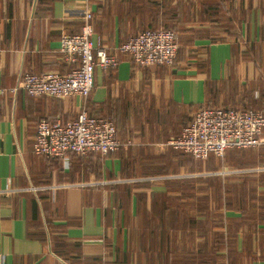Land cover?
Instances as JSON below:
<instances>
[{
	"label": "crops",
	"instance_id": "crops-1",
	"mask_svg": "<svg viewBox=\"0 0 264 264\" xmlns=\"http://www.w3.org/2000/svg\"><path fill=\"white\" fill-rule=\"evenodd\" d=\"M86 9L93 47L117 61L94 69L89 97L13 91L24 74L73 68L60 40ZM163 27L177 33L172 66L120 51ZM0 87V264H156L160 233L210 264H264V144L202 161L167 144L201 107L264 110V0H0ZM81 109L114 122L115 151L34 152L40 119Z\"/></svg>",
	"mask_w": 264,
	"mask_h": 264
},
{
	"label": "built area",
	"instance_id": "built-area-1",
	"mask_svg": "<svg viewBox=\"0 0 264 264\" xmlns=\"http://www.w3.org/2000/svg\"><path fill=\"white\" fill-rule=\"evenodd\" d=\"M92 13L84 10L79 33L64 34L59 51L73 68L65 75L58 73H27L13 89L21 88L30 96L65 98L78 95L84 101L94 85V69L106 71L115 67L116 59L104 47L94 48L91 41ZM139 67L171 66L178 49L177 33L164 28H145L119 47ZM6 89L0 87V95ZM264 115L256 110L204 108L197 111L179 135L167 144L202 161L209 155L222 158L228 149L251 148L263 145ZM117 130L110 119L88 115L81 109L74 120L42 118L36 126L32 143L34 152L48 158H62L68 153L86 155L115 151L119 146Z\"/></svg>",
	"mask_w": 264,
	"mask_h": 264
},
{
	"label": "trees",
	"instance_id": "trees-1",
	"mask_svg": "<svg viewBox=\"0 0 264 264\" xmlns=\"http://www.w3.org/2000/svg\"><path fill=\"white\" fill-rule=\"evenodd\" d=\"M163 28L175 31V29L173 27H163ZM175 60H176V57H175L172 65L175 63ZM151 66H153V65H151ZM160 66H165V65H160ZM147 67H149V66H147ZM168 67H170V66H168ZM204 108H217V107H215V106H204V107H201L200 109H198L197 111H199L201 109H204ZM223 108H228V107H223ZM237 109L238 110L239 109L257 110V109L250 108V107L237 108ZM257 111L261 112L264 115V110H257ZM193 115L190 116L185 123H183L182 128L191 121ZM182 128H181V130H182ZM233 151L236 152V153L239 152V154H240V151H242V152L243 151H250L251 153H253V152L256 151V149L242 148V149H234ZM184 155H188V156L192 157L189 154H184ZM251 156H252V154H251ZM188 186H190V181H185L182 184V188L186 190V193L188 191L187 190ZM256 193L257 192H255V194ZM165 208L163 209L164 211H165ZM174 210H178V209H176V208L170 209L169 210V215L174 216V213H173ZM184 221H188L187 216H185ZM158 236H159V247L160 248L157 249V251L155 253H150L149 254V257H150L151 261H152V259H154V261L156 259V262H157L156 264H189V263H193V264H210L207 261V259L209 258L210 255L206 254L205 252L198 251V253L190 255L187 252H184L181 248H179V245L177 246L178 248H176V245H175V243H176V234L175 233L174 234L173 233H169V235H166L167 238L163 239L164 241L161 239L162 238V234L161 233ZM162 244H165V248H162ZM173 245H175V247Z\"/></svg>",
	"mask_w": 264,
	"mask_h": 264
},
{
	"label": "rangeland",
	"instance_id": "rangeland-1",
	"mask_svg": "<svg viewBox=\"0 0 264 264\" xmlns=\"http://www.w3.org/2000/svg\"><path fill=\"white\" fill-rule=\"evenodd\" d=\"M257 147H262V146H257ZM257 147H251V149H257ZM232 150H234V149H232Z\"/></svg>",
	"mask_w": 264,
	"mask_h": 264
}]
</instances>
